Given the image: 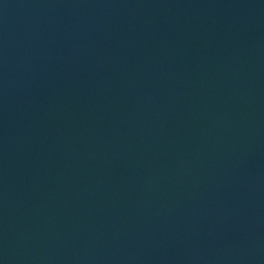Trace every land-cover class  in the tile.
<instances>
[{
    "label": "water",
    "instance_id": "obj_1",
    "mask_svg": "<svg viewBox=\"0 0 264 264\" xmlns=\"http://www.w3.org/2000/svg\"><path fill=\"white\" fill-rule=\"evenodd\" d=\"M0 264H264V0H0Z\"/></svg>",
    "mask_w": 264,
    "mask_h": 264
}]
</instances>
